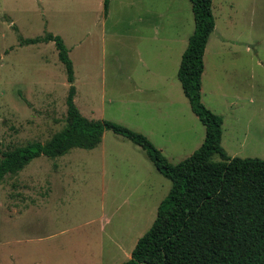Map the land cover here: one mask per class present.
Wrapping results in <instances>:
<instances>
[{"label": "rangeland", "instance_id": "rangeland-1", "mask_svg": "<svg viewBox=\"0 0 264 264\" xmlns=\"http://www.w3.org/2000/svg\"><path fill=\"white\" fill-rule=\"evenodd\" d=\"M103 2L0 0V151L45 142L65 123L69 83L54 43H20L46 33L68 49L82 115L142 133L171 164L202 144L177 78L190 1ZM212 12L201 102L222 119L227 156L264 158V0H212ZM170 186L110 129L92 149L40 155L0 183V264L124 262Z\"/></svg>", "mask_w": 264, "mask_h": 264}, {"label": "trees", "instance_id": "trees-1", "mask_svg": "<svg viewBox=\"0 0 264 264\" xmlns=\"http://www.w3.org/2000/svg\"><path fill=\"white\" fill-rule=\"evenodd\" d=\"M194 19L177 70L190 108L203 124L202 144L176 164L142 133L100 119H89L74 103L72 61L59 35L20 38V43L52 41L69 83L65 123L45 142L31 141L0 151V183L32 159L61 156L72 148L92 149L110 129L141 147L156 170L169 179L148 230L130 258L120 264H264V158L226 155L221 145L222 119L201 102L204 51L215 22L212 0H189ZM105 10L108 0L103 2ZM218 155L220 160H213Z\"/></svg>", "mask_w": 264, "mask_h": 264}, {"label": "crops", "instance_id": "crops-1", "mask_svg": "<svg viewBox=\"0 0 264 264\" xmlns=\"http://www.w3.org/2000/svg\"><path fill=\"white\" fill-rule=\"evenodd\" d=\"M133 249V248H132ZM132 249L131 250H128V251H126V252H124V259L125 260H127V259H129L130 258V255H131V251H132ZM64 252H67V251H64ZM75 258V256H74V254H70V253H68V254H66L63 258H62V260L64 261V260H66L67 262H76V259H74ZM124 260V261H125ZM94 262L97 264V259L96 258H94ZM120 263H122V262H119L118 264H120Z\"/></svg>", "mask_w": 264, "mask_h": 264}]
</instances>
